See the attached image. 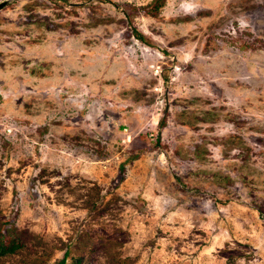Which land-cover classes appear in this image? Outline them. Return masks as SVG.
Instances as JSON below:
<instances>
[{
	"label": "rangeland",
	"instance_id": "1",
	"mask_svg": "<svg viewBox=\"0 0 264 264\" xmlns=\"http://www.w3.org/2000/svg\"><path fill=\"white\" fill-rule=\"evenodd\" d=\"M154 1L0 9V264H264V0Z\"/></svg>",
	"mask_w": 264,
	"mask_h": 264
},
{
	"label": "trees",
	"instance_id": "2",
	"mask_svg": "<svg viewBox=\"0 0 264 264\" xmlns=\"http://www.w3.org/2000/svg\"><path fill=\"white\" fill-rule=\"evenodd\" d=\"M164 0H155L151 5L150 8L145 11L150 16H157L159 10L163 6ZM136 39L141 40L142 37L136 31L133 32ZM14 241L13 239H6V236L0 232V257L10 253L14 249ZM58 264H65V258L63 257Z\"/></svg>",
	"mask_w": 264,
	"mask_h": 264
},
{
	"label": "water",
	"instance_id": "3",
	"mask_svg": "<svg viewBox=\"0 0 264 264\" xmlns=\"http://www.w3.org/2000/svg\"><path fill=\"white\" fill-rule=\"evenodd\" d=\"M9 1H10V0H4V1L0 2V9H1L2 7H4V6H6V5L9 3ZM14 1H16V0H14Z\"/></svg>",
	"mask_w": 264,
	"mask_h": 264
}]
</instances>
